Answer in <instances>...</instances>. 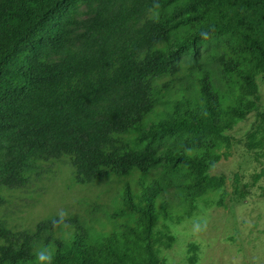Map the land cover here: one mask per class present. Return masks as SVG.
<instances>
[{
  "label": "trees",
  "instance_id": "obj_1",
  "mask_svg": "<svg viewBox=\"0 0 264 264\" xmlns=\"http://www.w3.org/2000/svg\"><path fill=\"white\" fill-rule=\"evenodd\" d=\"M259 77L264 0H0V186L63 158L75 185L108 184L89 220L0 221V264L45 247L53 264H164L167 226L222 191L208 171L258 112Z\"/></svg>",
  "mask_w": 264,
  "mask_h": 264
},
{
  "label": "rangeland",
  "instance_id": "obj_2",
  "mask_svg": "<svg viewBox=\"0 0 264 264\" xmlns=\"http://www.w3.org/2000/svg\"><path fill=\"white\" fill-rule=\"evenodd\" d=\"M86 11L81 9L80 20L88 17ZM257 83L259 114L264 113V81L259 77ZM257 113L229 132L227 157L208 171L225 178L222 191L212 195L210 203L198 205L189 219L167 226L174 242L159 249L164 264H264V147L254 151L246 147L248 135L261 121ZM260 137L257 133L256 139ZM26 176L21 186H0V221L10 229L31 230L41 220L70 214L89 220L96 198L99 206L108 204L104 192L108 184L75 185L65 158L32 163Z\"/></svg>",
  "mask_w": 264,
  "mask_h": 264
},
{
  "label": "clouds",
  "instance_id": "obj_3",
  "mask_svg": "<svg viewBox=\"0 0 264 264\" xmlns=\"http://www.w3.org/2000/svg\"><path fill=\"white\" fill-rule=\"evenodd\" d=\"M36 259L39 264H53L54 256L53 253L45 247L36 254Z\"/></svg>",
  "mask_w": 264,
  "mask_h": 264
}]
</instances>
